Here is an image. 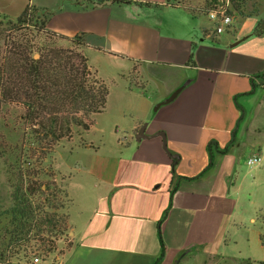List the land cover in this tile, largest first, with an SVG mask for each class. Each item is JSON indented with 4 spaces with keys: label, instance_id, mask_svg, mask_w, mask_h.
Returning <instances> with one entry per match:
<instances>
[{
    "label": "crops",
    "instance_id": "1",
    "mask_svg": "<svg viewBox=\"0 0 264 264\" xmlns=\"http://www.w3.org/2000/svg\"><path fill=\"white\" fill-rule=\"evenodd\" d=\"M46 3L0 0V14L16 17L27 4ZM56 7L47 22L51 32L85 33L90 47L151 92L138 93L149 115L133 128L135 143L111 156H93L91 172L99 188L94 206L78 230L70 218V244L49 264H221L228 259L264 264L260 233L241 231V222L228 217L237 204L232 190L238 150L261 149L255 138L252 144L249 137L244 141L252 131L261 134L258 125L249 127L245 120L255 109H248L249 99L258 91L264 96V78L255 77L264 72V34H251L259 16L234 18L239 26L231 22L224 37V31L199 24L196 4L181 0H132L93 9L82 8V0H57ZM184 82L174 100L153 110ZM211 142L213 161L206 169ZM233 233L229 242L241 248L231 256L227 237Z\"/></svg>",
    "mask_w": 264,
    "mask_h": 264
},
{
    "label": "trees",
    "instance_id": "2",
    "mask_svg": "<svg viewBox=\"0 0 264 264\" xmlns=\"http://www.w3.org/2000/svg\"><path fill=\"white\" fill-rule=\"evenodd\" d=\"M131 1L82 0V8ZM226 1L230 5L228 12L234 18L250 14L245 9L249 0ZM219 2L206 0L205 9L209 11ZM50 15L51 12H39L31 4L16 17L0 14V26L7 24L11 32L3 36L0 51V111L5 105H21L26 126L19 149L25 159L19 162L17 172L10 178L13 203L0 211V218L5 219L4 223L0 219L3 264H33L36 254L45 260L56 249L57 235L68 233L66 210L71 204L66 191L68 181L66 189L57 187L52 180L54 172L44 161L57 143L64 139L70 141L76 133L87 130L92 115L102 112L107 102L105 82L87 64L84 49L90 46L85 33L67 37L49 31ZM251 34H264V18L257 19ZM194 63L192 51L188 64ZM255 77L264 78V72ZM211 147L212 142L208 144L206 169L213 161ZM226 150L227 147L219 151ZM259 218L264 226V211ZM159 238L161 258L165 247L161 235ZM259 239L264 246V233L259 234Z\"/></svg>",
    "mask_w": 264,
    "mask_h": 264
},
{
    "label": "rangeland",
    "instance_id": "3",
    "mask_svg": "<svg viewBox=\"0 0 264 264\" xmlns=\"http://www.w3.org/2000/svg\"><path fill=\"white\" fill-rule=\"evenodd\" d=\"M45 1L47 2L45 7L34 6L39 12H51V15H53L52 11L57 10V0ZM58 1L63 2V0ZM176 1L174 0V2ZM181 1L188 5L196 4L198 9L194 13L199 24L204 25L209 31L215 32L216 21L211 20L208 16L209 11L205 9L206 0ZM225 1L221 0L219 4ZM245 9L247 13L264 18V0H249ZM230 15L232 16V14ZM231 26L238 27L239 23L234 19ZM10 33L8 25L1 24L0 51L3 49V36ZM228 34V31L225 30L220 35L227 37ZM34 41L39 45V41H36V39ZM96 50L95 47H87L84 49V54L91 70L105 82L108 88L106 106L102 112L92 115V122L87 130L76 133L73 138H70L71 140L69 139L70 141L64 139L57 143L46 162L44 161V164L48 165L54 172L52 180L56 182L57 187L66 189L68 181L66 191L71 198L69 210H66L69 213L67 220L68 232L71 229L70 218L73 219L76 224L74 227L78 230L79 224L90 214L94 206V198L98 194L95 191L99 188L96 186L94 188L98 178L91 172L93 156H111L117 149L123 148V145L127 142L135 143V137L132 135L133 128L138 123L145 122L149 115L144 110L142 98L138 93L143 91L144 93H147V91L150 93V87H147V90L141 89L140 86L136 85L135 77L129 75L130 73H125V68L121 69L120 64L115 63L104 53ZM35 56H38V54L36 53ZM129 88L133 90L130 91ZM258 93V96H254L252 100L249 99L247 103L248 109L251 110L252 107H255V109L253 112L247 113L245 120H247L249 127H252L253 124L258 125L261 128V134H255L252 131L250 135L244 137V141L248 142L249 137L251 144L253 143L251 139L254 138L257 142H260L261 149L259 153L262 161L255 166H249L246 162L249 154H255L253 149H256V145H244L238 150L239 161L235 172L237 182L232 190V195L234 198L236 197L237 204H235L232 215H228L229 219L234 218L241 222V231L254 232V234L256 232L264 233V226L259 218L260 213L264 211V96L260 91ZM24 112V108L18 104L5 105L0 111V211L8 208L13 203L10 178L17 172L19 162L25 159L24 154L19 151L22 134L26 129L22 120ZM87 144L94 145L95 148L93 146L88 148ZM67 177H70V179ZM58 198H60L59 195ZM0 219L1 223H4L5 219L3 217ZM234 236L233 233L227 237V242ZM57 237L55 251L45 259H48V263L54 258V255H59L70 244V234L57 235ZM237 240L241 242V238L237 237ZM229 245L231 256L238 252L237 249L240 250L241 248L240 245L233 246L232 242H229ZM34 256L44 259L41 255L36 254ZM0 264L3 263L0 261ZM221 264L234 263L228 259Z\"/></svg>",
    "mask_w": 264,
    "mask_h": 264
},
{
    "label": "built area",
    "instance_id": "4",
    "mask_svg": "<svg viewBox=\"0 0 264 264\" xmlns=\"http://www.w3.org/2000/svg\"><path fill=\"white\" fill-rule=\"evenodd\" d=\"M228 6H229L228 2L225 1L222 4L216 5L208 12L209 18L213 21H216V27H215L216 33H221L225 31L232 22V16L228 12ZM261 161H262L261 154L255 153L249 156L246 162L249 166H255V165H259ZM33 263L49 264L46 260L40 259L37 256L33 258Z\"/></svg>",
    "mask_w": 264,
    "mask_h": 264
},
{
    "label": "water",
    "instance_id": "5",
    "mask_svg": "<svg viewBox=\"0 0 264 264\" xmlns=\"http://www.w3.org/2000/svg\"><path fill=\"white\" fill-rule=\"evenodd\" d=\"M242 39V38H241ZM241 39L236 40L232 45H236L237 43H239L241 41ZM187 82H184L182 85L178 86L176 89H174L168 96H166L164 99H162L161 101L157 102L154 107L153 110L157 111L160 106L167 104L169 102H171L172 100H174L176 98V96L180 93V91L186 86ZM138 140H140V137H136ZM164 140V137H163Z\"/></svg>",
    "mask_w": 264,
    "mask_h": 264
}]
</instances>
